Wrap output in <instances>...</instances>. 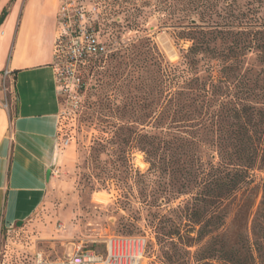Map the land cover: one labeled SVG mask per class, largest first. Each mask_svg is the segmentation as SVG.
Returning a JSON list of instances; mask_svg holds the SVG:
<instances>
[{
    "label": "rangeland",
    "instance_id": "374dc122",
    "mask_svg": "<svg viewBox=\"0 0 264 264\" xmlns=\"http://www.w3.org/2000/svg\"><path fill=\"white\" fill-rule=\"evenodd\" d=\"M64 1L72 6L61 29L55 64L62 104L59 141H70L59 147L63 151L70 147L74 162H59L47 196L31 220L3 233L0 264H39L40 257L50 264L79 248L105 256L109 236L136 234L149 237L142 264H202L186 248L159 241L157 223L170 225V217H176L173 210L184 206L189 196L175 194L180 186L169 181V172H149L150 163L138 142L141 132L159 134L154 112L160 103H167L169 90L165 86L163 95H158L152 67L143 72L136 66L150 65L155 50L165 62L176 63L191 41L179 36L182 27L163 24L155 0ZM242 3L252 9L250 21L264 27V0ZM133 19L138 26L130 25ZM92 36L107 59L99 70L106 69L104 74L93 69L82 52ZM262 56L258 50L250 51L241 69L242 74L248 71L252 95L262 92ZM115 70L120 72L116 79ZM8 86L2 82L7 94ZM141 113L147 114L143 121ZM263 177L264 171L257 170L255 184ZM260 198L261 193L255 209ZM188 249L193 252L196 247Z\"/></svg>",
    "mask_w": 264,
    "mask_h": 264
},
{
    "label": "trees",
    "instance_id": "16d2710c",
    "mask_svg": "<svg viewBox=\"0 0 264 264\" xmlns=\"http://www.w3.org/2000/svg\"><path fill=\"white\" fill-rule=\"evenodd\" d=\"M155 5L163 24L182 27L179 36L191 41L176 63L155 50L150 65L145 59L136 66L143 72L152 67L158 95L165 86L169 90L167 103L154 110L159 134L139 133V148L149 172H169V181L180 186L175 194L189 196L173 210L170 225L159 220L158 239L186 248L202 264H264V177L259 185L254 178L264 171V84L252 95L248 71L241 72L250 51L264 57L263 23L250 21L252 9L242 0H155ZM88 60L106 73L99 71L107 64L103 54ZM119 75L115 70L114 79ZM142 116L147 114L141 113L143 121ZM137 235L142 234L120 236Z\"/></svg>",
    "mask_w": 264,
    "mask_h": 264
},
{
    "label": "crops",
    "instance_id": "0c3cea01",
    "mask_svg": "<svg viewBox=\"0 0 264 264\" xmlns=\"http://www.w3.org/2000/svg\"><path fill=\"white\" fill-rule=\"evenodd\" d=\"M62 1L0 0V240L32 219L59 162H74V151L59 147Z\"/></svg>",
    "mask_w": 264,
    "mask_h": 264
},
{
    "label": "built area",
    "instance_id": "2783aa9c",
    "mask_svg": "<svg viewBox=\"0 0 264 264\" xmlns=\"http://www.w3.org/2000/svg\"><path fill=\"white\" fill-rule=\"evenodd\" d=\"M72 4L70 1H62V5L58 14V21L60 30L65 28V24L70 18V8ZM61 32L58 40L60 39ZM90 40H92L90 42ZM96 39L92 36L88 38L87 42L83 45L82 52L90 54H101V46L95 44ZM56 52H59V42L57 41ZM10 71L6 70L5 75ZM8 106L7 103H5ZM70 139L62 138L59 145H68ZM149 237L147 235L137 236H120L113 235L106 239V254L98 255L91 249L79 248L74 254L68 255L56 262L50 264H142L146 249L148 246ZM39 264H44L42 258L39 259Z\"/></svg>",
    "mask_w": 264,
    "mask_h": 264
},
{
    "label": "water",
    "instance_id": "95a60500",
    "mask_svg": "<svg viewBox=\"0 0 264 264\" xmlns=\"http://www.w3.org/2000/svg\"><path fill=\"white\" fill-rule=\"evenodd\" d=\"M19 224H21V223H19Z\"/></svg>",
    "mask_w": 264,
    "mask_h": 264
}]
</instances>
